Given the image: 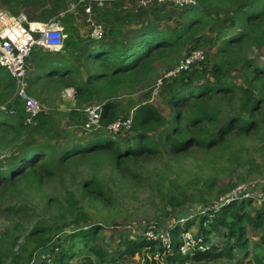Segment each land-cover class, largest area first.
Wrapping results in <instances>:
<instances>
[{
    "label": "trees",
    "instance_id": "obj_1",
    "mask_svg": "<svg viewBox=\"0 0 264 264\" xmlns=\"http://www.w3.org/2000/svg\"><path fill=\"white\" fill-rule=\"evenodd\" d=\"M196 1L197 6L187 8L168 4L144 8L126 0L105 1L103 6L96 2L92 4L93 15L104 24L106 32L101 41H94L81 35L80 16L76 15L79 10L70 11L71 4L78 0H0V8L16 17L24 13L31 22L53 21L63 25L67 34L63 51L52 54L36 47L32 61L39 69L48 70L58 65L60 72L49 71L48 75H52L59 89L75 90L77 108L70 112L73 120L82 115L80 109L93 103L104 104L103 126L132 117V128L126 132L129 135L122 133L121 141L116 136L96 132L80 143L61 148L59 169L64 165L76 167L89 161L94 164L109 161L116 170H122L134 180L141 178L130 167L134 160L160 155L179 159L195 153L212 159L210 156L223 154L233 141L264 133V62L260 64L248 53L255 42L264 47V0ZM212 12L216 21L211 18ZM219 21L221 26L217 24ZM241 21L245 23L243 29L239 27ZM203 26L219 41L213 42L214 49L217 48L214 55L210 52L207 58L205 53L204 62L175 78L163 79L161 86L155 88L171 114L163 115L152 103L155 89H142L145 90L143 96L134 102L133 108L122 110L118 103L122 91L133 93L141 88L156 56L203 41L199 36ZM237 72L244 84L233 80ZM2 83L8 91L14 92L15 83L4 68H0V85ZM9 108L15 110V116L0 111V139L3 141L0 149L11 148L10 154L0 160V192L23 177L40 181L57 177L56 171L46 166L48 147L53 146L46 143L51 125L49 117L40 114L34 125L26 126L21 102L16 101ZM83 195L101 201L106 198L102 190L91 188L89 183L83 187ZM255 202L260 203L253 206ZM67 203L71 226L61 227L58 234L53 235L50 228L36 227L27 236V242L36 243L28 258L12 254L10 262L3 264H29L31 256L39 249H42L41 255L45 252L39 264H80V255L81 264H87L92 257L107 262L117 261L122 256L145 259L148 253H156L159 246L155 242L142 237L130 240L124 233L118 239L117 252L110 246L107 250L98 244L104 227L90 222L81 201L72 192L67 194ZM180 203L172 199L175 209ZM202 209L206 212L197 216L201 220L197 236L202 238L201 245L210 249L196 247L187 256L180 253L181 235L194 221L178 214L180 218L169 227L176 240L174 251L163 256L161 249L159 254L165 264L231 260L240 252L248 255V230L264 228V200L219 201ZM222 230L226 244L219 248L214 246L212 235Z\"/></svg>",
    "mask_w": 264,
    "mask_h": 264
},
{
    "label": "rangeland",
    "instance_id": "obj_2",
    "mask_svg": "<svg viewBox=\"0 0 264 264\" xmlns=\"http://www.w3.org/2000/svg\"><path fill=\"white\" fill-rule=\"evenodd\" d=\"M78 1L71 4L70 11L79 10L81 35L88 37L87 15L85 13V16L82 11L97 0L95 2L93 0ZM92 17L95 19L93 14ZM211 18L216 19L214 12L211 13ZM217 24L221 26L220 21ZM199 36L203 38V41H200L198 45L189 43L180 46L178 50L173 49L164 55L156 56L151 65L149 77L140 86L141 88L133 93L122 91L118 99L122 110L130 111L134 102L143 96L145 90L160 86L159 81L192 50L198 48L197 50L206 53L207 58L210 52L214 55L217 48L214 49L213 42L218 41L215 35L210 34L208 28L203 26ZM248 53L250 57H256L260 64L264 62V47L257 42L253 44L252 51L248 50ZM56 68L58 65L48 70ZM233 75L234 81L244 84L240 73ZM30 77L31 75L28 77V85H30ZM45 82L48 84V80ZM5 85V83L0 85L1 106L7 100L10 102L9 105L15 100V89L14 92H10ZM59 87L57 89V87L48 86L47 92L37 91L36 93L27 88L31 96L48 107L47 116L51 125L46 143H51L53 146L48 147L46 160L48 165L46 166L50 165L56 171L57 177L45 178L44 181L29 176L23 177L0 192V264L9 263L12 254H21L23 258H28L36 243L27 242V236L36 227L50 228L53 235L56 232L58 234L59 228L66 229L65 226L73 224L67 203L68 192L75 194L76 199L81 201L91 223L104 227L98 244L103 245L107 250L111 247L114 251L118 248V239L121 234L124 233V236L130 240H136L139 236H132L131 229L142 232L143 228L152 225L169 228L180 218L178 214L181 218H188L190 222L194 221L188 231L196 236L201 228V220L197 216L206 212L202 208L207 204L213 205L228 198L239 186L248 193L256 192L257 200L264 199V133L243 141H233L223 154L214 158L210 156L212 159L205 154L195 153L184 155L179 159L160 155L156 158L134 160L130 163V167L141 177L134 180H130L122 170H116L113 163L109 161L101 164L89 161L80 163L76 167L64 165V168L59 169L61 148L80 143L96 133L87 132L83 127L85 121L83 109L87 105L80 109L82 115H77L73 120L70 112L77 108L76 100L73 98L75 91L73 89L72 92L67 93V89L61 91ZM152 103L163 115L171 114L170 108L158 96L157 89L153 94ZM122 115L123 113L120 116ZM99 132L108 136L112 135L108 130ZM128 135L126 133L125 136ZM123 136L119 135L116 138L121 141ZM2 144L3 141L0 139V146ZM10 150V147L6 150L0 149V160L5 159L10 154ZM87 183L91 185V188L94 186L105 193L104 201L84 197L83 187ZM173 198L181 202L176 209L172 204ZM258 203L260 202H255L253 206H257ZM181 225L186 228L184 223ZM224 234L225 231L222 230L212 235L214 246L221 248L226 244ZM248 238L250 249L248 255L240 252L231 260L190 261L188 264H260L261 262L264 264V228L258 231L249 229ZM173 243L175 247L174 238ZM22 248L25 250L21 251ZM41 250L34 252L29 264L33 259H36L37 263L42 259L45 252L41 255ZM160 251L161 248H157L156 253H148L145 259L122 256L118 257L117 261L110 259L102 262L101 259L92 257L87 264H165L163 258L159 257ZM162 251L164 256L165 252L163 249ZM79 260L81 264L82 255L79 256Z\"/></svg>",
    "mask_w": 264,
    "mask_h": 264
},
{
    "label": "built area",
    "instance_id": "obj_3",
    "mask_svg": "<svg viewBox=\"0 0 264 264\" xmlns=\"http://www.w3.org/2000/svg\"><path fill=\"white\" fill-rule=\"evenodd\" d=\"M84 1V0H82ZM96 0H93L95 2ZM105 1L119 0H97L96 2L103 6ZM134 3L138 7H149L151 5L168 4L177 8L194 7L197 5L196 0H126ZM85 13L87 15V23L89 26L88 36L94 41H101L105 37L104 25L93 19L92 5L86 6ZM67 34L60 23L49 22H31L25 15L18 17L10 14V12L0 8V68H4L15 83V100L20 101L25 113L24 125L32 126L35 119L40 114L47 115L48 107L31 96L27 90L26 78L28 74L29 59L36 47H42L50 52H62ZM205 53L201 50H194L181 60L178 65L162 78L159 83L162 84L163 79L175 78L183 72L192 70L197 63L204 62ZM161 86V85H160ZM159 86H157L158 88ZM68 93L70 91H67ZM9 101L0 106V111L7 112L10 115L15 114L14 109L9 108ZM85 122L84 130L87 132H96L99 130H108L112 135L119 136L122 133L129 132L132 128V117L127 119H118L115 122L103 126L102 120L104 115V104H89L84 109ZM105 127V128H104ZM110 135V136H112ZM239 186L233 191L228 198L220 200L224 203L231 200L256 198V192L248 193ZM264 199L260 200L263 201ZM171 227V226H170ZM132 236L138 235L143 239L155 242L158 248L164 250L165 254H171L174 251L173 236L169 228L156 226H147L142 232L131 229ZM202 238L190 233L189 231L182 233L178 249L183 256L192 253L196 247L201 250H209L210 247L201 245ZM31 264H39L32 261Z\"/></svg>",
    "mask_w": 264,
    "mask_h": 264
},
{
    "label": "crops",
    "instance_id": "obj_4",
    "mask_svg": "<svg viewBox=\"0 0 264 264\" xmlns=\"http://www.w3.org/2000/svg\"><path fill=\"white\" fill-rule=\"evenodd\" d=\"M3 9V8H2ZM3 10H5V11H8V10H6V9H3ZM76 11V10H75ZM74 11V12H75ZM8 12H10V11H8ZM10 14H12V12H10ZM84 15H85V10H84V13H83ZM13 15V14H12ZM20 15H24V13H21ZM19 15V16H20ZM26 15V14H25ZM76 15H79L80 16V13L79 14H77L76 13ZM27 16V15H26ZM86 16V15H85ZM28 18V17H27ZM81 20V19H80ZM80 20H79V22H80ZM78 24H80V23H78ZM244 25H245V23L243 24V21H241L240 22V25H239V27H241V29H243V27H244ZM61 26L63 27V25L61 24ZM64 28V27H63ZM79 29H80V32H82L81 31V27L79 26ZM65 31V30H64ZM52 54H55L56 52H51ZM59 53V52H58ZM33 54V53H32ZM263 63V62H262ZM49 71H55L56 72V74L57 73H59L60 72V70L59 69H53V70H46V69H39V68H37L36 66H35V64H34V62L32 61V56H31V58L29 59V67H28V74H27V88L29 87L30 88V90L33 92V93H36L37 91H43V92H47L48 91V86L49 87H52V88H54V87H57V89H58V84H56L55 82H54V78L53 77H51L52 75L51 74H49L48 75V73H49ZM31 75V77H30V85H28V77ZM45 80H48V84H46L47 82H45ZM41 83H40V82ZM40 85H43V86H40ZM60 88V87H59ZM61 91H63V90H65V89H60ZM71 90V89H70ZM75 99V98H74ZM74 101V100H73Z\"/></svg>",
    "mask_w": 264,
    "mask_h": 264
},
{
    "label": "clouds",
    "instance_id": "obj_5",
    "mask_svg": "<svg viewBox=\"0 0 264 264\" xmlns=\"http://www.w3.org/2000/svg\"><path fill=\"white\" fill-rule=\"evenodd\" d=\"M50 52V51H49ZM60 53V52H59ZM71 89V90H70ZM67 91H70V92H72L73 91V88H69V89H67L66 90V92ZM75 91V90H74ZM68 93V92H67ZM73 98H75V94L73 95ZM86 107V106H85ZM85 107H84V109H85ZM85 122V121H84ZM102 122H103V120H102ZM99 131H101V130H99ZM99 131H96V132H99ZM105 131V130H104Z\"/></svg>",
    "mask_w": 264,
    "mask_h": 264
}]
</instances>
